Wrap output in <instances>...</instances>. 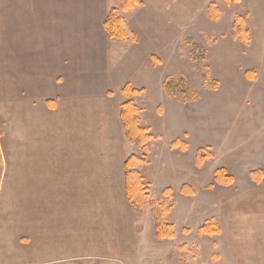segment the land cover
I'll list each match as a JSON object with an SVG mask.
<instances>
[{
  "label": "crops",
  "instance_id": "1",
  "mask_svg": "<svg viewBox=\"0 0 264 264\" xmlns=\"http://www.w3.org/2000/svg\"><path fill=\"white\" fill-rule=\"evenodd\" d=\"M139 1L124 13L135 40L113 42L103 21L116 0H0V66L10 75L0 119L8 116L12 127L0 195L9 186L26 202L20 220L0 219V264L140 257L146 229L125 193L132 145L120 118L123 73L146 70L137 64L159 44V20L198 21L208 0ZM4 162L0 156V172ZM252 190L236 200L234 223L233 200L222 203L232 207L221 215L227 232L236 230L223 242L230 250L220 253L221 264H264V189ZM176 259L163 264H186Z\"/></svg>",
  "mask_w": 264,
  "mask_h": 264
},
{
  "label": "rangeland",
  "instance_id": "2",
  "mask_svg": "<svg viewBox=\"0 0 264 264\" xmlns=\"http://www.w3.org/2000/svg\"><path fill=\"white\" fill-rule=\"evenodd\" d=\"M209 3L219 10L217 20L209 18ZM203 9L201 19L179 27L159 20V44L147 46V53L137 64V68L140 65L146 70H134L135 79L129 72L123 73L120 90L125 85L140 90L133 96L139 109L137 121L152 135L148 163L138 168L147 193L140 213L133 211L140 229L146 231L138 259L131 263L114 259L97 264H163L164 258L175 256L188 264L184 259L187 255H193L190 264H221L220 253L230 250L223 242H228L227 235H235L236 230L227 232L228 221L221 220V215L226 216L225 211L232 207L222 203L233 200L235 210L229 214L234 223L239 196L250 193L252 188L264 189V0H208ZM236 16L246 19L251 34L248 45L232 36ZM1 28L0 25V34ZM188 39L203 50V73L205 69L208 77L217 82L215 88L204 86L197 62L190 56ZM250 71L253 79L247 74ZM4 73L0 66V89L10 87L4 83L10 75L6 77ZM168 76L183 77L186 94L165 92L163 81ZM0 120V156L5 159L0 172L1 189L5 167H9L7 159L12 154V127L8 126V116ZM175 138L184 140L186 149H171L169 143ZM127 141L132 145L129 154L138 153L137 147ZM204 147L209 148L212 156L197 166L195 153ZM218 167L226 168L232 175L231 184L224 186L213 181ZM252 170H262L259 182L250 178ZM183 184L190 185L194 194H181ZM168 188L170 192L165 193ZM8 189L0 195V219L10 223L25 214L26 202L25 196L16 194L9 186ZM155 202L168 207L165 216L173 226L172 239L155 238ZM208 218H214L218 234L198 232Z\"/></svg>",
  "mask_w": 264,
  "mask_h": 264
},
{
  "label": "trees",
  "instance_id": "3",
  "mask_svg": "<svg viewBox=\"0 0 264 264\" xmlns=\"http://www.w3.org/2000/svg\"><path fill=\"white\" fill-rule=\"evenodd\" d=\"M117 3L110 7L106 17L103 21V28L106 37L109 41L122 42L128 39H135V33L127 24L124 13L136 5H142L139 0H116ZM207 12L211 20H217L219 16V10L214 3H209L207 6ZM246 19L241 16H236L232 25L233 38L250 44L251 34L246 25ZM190 45V56L193 62H197V67L200 70L201 77L206 88H215L216 81L210 79L204 69L203 73V61L204 53L199 45L187 41ZM250 74V78L253 79V72H247ZM248 76V75H247ZM163 89L165 92L171 94H186V82L183 77L168 76L163 81ZM139 89H135L130 85H125L121 88L120 93L123 96V101L120 104V118L123 124L125 138L133 143L138 153L128 154L123 162L124 166V179H125V193L131 209L135 213H140L143 209V203L146 197L147 189L143 183V176L138 171V168L148 163V148L152 139L147 127L141 126L137 121L138 107L133 102V96L139 93ZM171 149L184 150L187 147V143L180 139L175 138L169 143ZM212 154L208 147L198 148L195 153L196 165H201L205 160L209 159ZM252 180L259 182L263 178L262 170H252L249 173ZM213 181L216 184L227 186L232 183L233 177L228 170L223 167H218L214 170ZM181 194L192 195L193 189L190 185L183 184L179 189ZM170 189H165V193H169ZM156 205L152 210L153 225L155 238L159 241L172 239L174 230L172 224L166 220V212L168 207L163 203L155 202ZM198 232L207 235L218 234L219 227L216 225L214 218L206 219L203 224L198 228Z\"/></svg>",
  "mask_w": 264,
  "mask_h": 264
}]
</instances>
